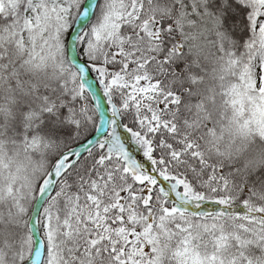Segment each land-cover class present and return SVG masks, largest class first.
Here are the masks:
<instances>
[{
    "label": "snow or ice",
    "instance_id": "1",
    "mask_svg": "<svg viewBox=\"0 0 264 264\" xmlns=\"http://www.w3.org/2000/svg\"><path fill=\"white\" fill-rule=\"evenodd\" d=\"M0 264H264V0H0Z\"/></svg>",
    "mask_w": 264,
    "mask_h": 264
}]
</instances>
